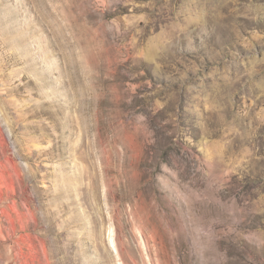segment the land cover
<instances>
[{
	"label": "rangeland",
	"instance_id": "1",
	"mask_svg": "<svg viewBox=\"0 0 264 264\" xmlns=\"http://www.w3.org/2000/svg\"><path fill=\"white\" fill-rule=\"evenodd\" d=\"M0 264H264V0H0Z\"/></svg>",
	"mask_w": 264,
	"mask_h": 264
}]
</instances>
